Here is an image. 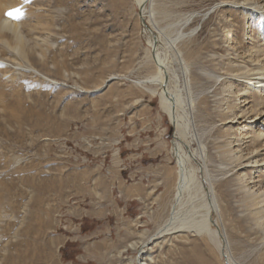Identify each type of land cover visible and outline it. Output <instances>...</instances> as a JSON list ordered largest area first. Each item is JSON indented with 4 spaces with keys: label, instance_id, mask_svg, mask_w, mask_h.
Segmentation results:
<instances>
[{
    "label": "rangeland",
    "instance_id": "1",
    "mask_svg": "<svg viewBox=\"0 0 264 264\" xmlns=\"http://www.w3.org/2000/svg\"><path fill=\"white\" fill-rule=\"evenodd\" d=\"M2 2L6 6L2 16L13 22L25 47L21 51L14 46L18 41L13 29L0 34V264L12 258L21 264H85L76 259L78 249L69 244L61 247L57 237L68 228L64 221L57 224L56 218L64 203V189L71 184L68 173L95 164L107 169L113 152L104 150L99 161L96 148L109 138L125 135L123 116L134 106L149 102L163 116L159 130L168 135L169 156L176 169L175 141L179 138L195 153L186 166L204 183L207 197L212 196L209 182L213 181L219 210L211 213V228L222 240L221 229L225 231L229 249L222 258L204 233L174 231L151 239L157 226L140 230L143 235L131 243L133 251L110 252L99 247L101 259L88 264H140L141 259L147 264H201L200 255L208 256L212 264L228 260L264 264L263 213L259 222L249 221L244 212L246 201L241 203L244 196L251 199L247 187L264 191V164L246 167L240 158L230 159L219 147L212 125L214 119L219 123L217 102L222 105L224 101V105L233 97L229 93L232 87L234 92L250 84L243 78L245 65L239 71L244 72L243 77L235 72L233 81L230 74L234 72L229 71L226 60L232 56L236 66L240 61L230 49L233 41L238 51L264 46L259 17L241 9L236 0H145L142 13L138 0ZM14 8H23L21 19L6 15ZM191 14L195 17L186 22ZM179 34L186 35L175 44L169 42ZM153 35L158 36V42L151 46ZM223 47L228 50L222 49L226 55L221 53ZM153 51L169 68V87L183 96L188 116L182 121L187 124L186 136L161 109L158 95L136 82L155 72L150 57ZM223 56L227 57L224 62ZM208 73L219 76L220 84L207 79ZM112 75L120 77L108 81ZM248 89L264 99L263 91ZM244 124L233 129L242 134L253 132L250 124ZM226 127H221V134ZM191 203L183 208H190ZM259 205L256 201L249 208ZM143 241L148 244L141 245ZM63 251L74 253L73 259L64 258Z\"/></svg>",
    "mask_w": 264,
    "mask_h": 264
},
{
    "label": "crops",
    "instance_id": "2",
    "mask_svg": "<svg viewBox=\"0 0 264 264\" xmlns=\"http://www.w3.org/2000/svg\"><path fill=\"white\" fill-rule=\"evenodd\" d=\"M123 118L125 135L109 138L95 150L99 161L104 150L113 152L109 167L103 171L100 164L88 165L68 173L71 184L56 217L57 224L64 221L68 228L57 237L61 247L79 250L81 263L100 260L99 247L133 251L130 245L143 235L140 230L165 221L176 193L178 172L169 156V138L159 130L163 116L149 102L134 106Z\"/></svg>",
    "mask_w": 264,
    "mask_h": 264
},
{
    "label": "bare ground",
    "instance_id": "3",
    "mask_svg": "<svg viewBox=\"0 0 264 264\" xmlns=\"http://www.w3.org/2000/svg\"><path fill=\"white\" fill-rule=\"evenodd\" d=\"M144 1L145 0H138V4L141 5L144 3ZM236 1L240 2V5L243 6L241 7V9L243 8L246 11L252 12L255 16L259 17V20L257 21H260V24L262 25V29L264 30V0H242V1L236 0ZM234 3L236 2L234 1ZM5 7L6 6L3 5L2 0H0V34H2L7 29L8 31L9 29H13L15 33L14 37L15 39H17L16 41H18V44L17 45L15 44L14 46L16 47V49L23 51V48L25 47V46L24 47L22 46L24 45L23 44L24 37H22V35L18 32L13 22H10L7 18L2 16L3 15L2 12L5 9ZM194 17H195L194 14L189 15L186 22L191 20ZM194 31H195V28L192 29L191 32H194ZM185 35L186 34H179L178 37L176 38L170 37V39L168 40H170L169 42H171L172 44H175L177 43L179 38L184 37ZM224 36H225L224 38H226V35ZM153 39L151 41V46H154ZM227 39H230V41L232 42L231 36L229 34L227 36ZM261 41H264V39ZM218 42H214V43L218 44ZM221 42L223 43V41ZM227 45L228 44L226 43V47ZM229 46H230V49L232 50V53L234 54L236 53V56H235L236 61L240 60L239 62L241 63L240 64L238 62V66H236V64L233 65L235 60H230V57L232 56L229 57L228 55V53L231 51L227 52V55H228L227 57L229 60H226V61L230 62V66H231L229 67L230 69L229 71L234 72L230 74L232 75L231 77H233V74L235 76V72H239L241 69H243L244 66L242 64H244L245 69H246L244 70L246 71L244 77L242 75V73H244L243 71L239 72V74L241 73L240 75L238 73L237 74L240 77L242 76L243 78H246L245 80L248 79L247 82L248 83L250 82V84H247L246 88L242 87L243 89H238V90H235L234 92L232 91L233 87L232 88L230 87L232 90L229 93H232L233 97L230 98L228 101L226 100L227 98L226 99L223 98L227 101L224 105H223L224 101L222 100H221L222 105H221V102H217V106L215 105L217 108V113H218L217 121L219 122V123L216 122L217 123L216 124L215 119H214L215 121L213 120L212 122V125L215 127V137H216L215 139L218 140V143H220L219 147L221 149H224V154H226L230 159L240 158L242 160V165L246 167L247 165L248 166L251 165L254 167L255 166L262 167L264 164V99L256 98L255 95L252 93V91H250V89L248 88H253L255 91L259 90V91L264 92V46L262 44L259 45L258 48H252V47L249 48V46H246L245 47L246 51L244 50V48H243L244 51L242 49L238 51L237 49L238 46L236 45L235 41L229 44ZM222 49H224V47L221 48V53L224 52ZM224 50H227V49H224ZM154 54L155 55H153V53L151 52L150 57L154 61V64L156 65L155 72L147 77H144L143 79L137 80L136 82L137 84H142L144 86V89L150 92V94L158 95L161 109L168 115V117L173 122V124L176 125L180 134L183 136L184 135L186 136L185 126L187 124L182 123V121H186V117L188 118V116H186V109L184 105L183 96L180 90H173L171 87H169V77H170L169 68L166 66L164 59L161 57V55L158 52H155ZM224 55H226V53ZM225 57L226 56H223L224 58L223 62L225 59H227V57L226 58ZM184 63L186 64V62ZM246 64H248L250 67ZM33 71L37 73L38 75H41L39 71L37 70H33ZM185 71H187V69ZM229 71H228V74H229ZM167 75H168V78H167ZM119 77L120 76L118 75L117 76L112 75L108 77L107 80L110 81L112 79H116ZM240 77L239 78L237 77V78L241 79ZM207 79H214V82L218 81L219 83V76L217 75L215 76V74L208 73ZM233 81H234V77H233ZM210 82L213 83V81H210ZM225 82L223 84H225ZM228 83L229 81L226 82L225 86L228 87L230 84ZM243 84L246 85V83H243ZM230 95L228 94L227 97H229ZM180 108L183 110L182 113L179 111ZM243 122H245L244 125L246 126H249L250 124L252 126L251 128H254L253 132H251L250 130L251 128H250L248 129L251 132L250 134L249 132H246L248 130H246L245 131L246 133L244 134L238 133L237 130H236L237 131L236 133L233 128L236 125L240 127V124H242ZM257 124H259V127H257ZM225 126H227L224 129L225 134H221V127L223 129ZM227 130L229 131V133ZM225 135H227L228 138L225 137ZM175 144H176V156H177V162H178L177 163L178 164V167H177L178 177H177V183H176V193L173 199V203H171L172 204L171 209L168 212L169 214L167 215L165 221L156 229V231L152 234V236H150V238L154 239L155 236L157 235H159L158 237H160V236H163L165 234H168L174 231H188V232H195L198 234L204 233L207 235L208 240L210 239L212 244L215 246L216 250L219 252V255L223 258L227 254L224 252V250H226L227 248L229 249V246H228L229 240H228L227 234L225 233L223 229H221V234L223 238L222 240L219 237V232L211 228V221H212L211 213H213V211L219 210V207L216 202L217 198L215 196V193L213 192L214 191L213 181L209 182L210 183L209 188L212 191V196L207 197V194H206L207 188L205 189L204 183L201 182V180H199V178L196 177L195 172H194L195 170L191 171L186 166L187 161L190 160L193 156L195 157V153L193 152L191 153V150L189 149L188 145H183L184 143H181L179 141V138H177V141H175ZM204 152L205 150L202 147L201 153H204ZM246 192L248 196L251 198L249 200L247 196H244V198L241 201V203L246 201V204L244 206L245 208L244 212L248 214V216L246 217L249 221L256 220L257 222H259V220H257L258 216H261L262 213L264 216V191H261V189H251V187H247ZM251 200L253 201V203ZM256 201H259L261 205H259L257 208H254L253 210H250L249 204L254 205ZM188 202H192L191 203L192 206L188 209H186L187 206L183 208V206L186 203L188 204ZM183 209H186V210H183ZM150 238L147 240H150ZM136 243L137 242H135V245ZM145 244H148L147 241H143L141 243V245H145ZM131 245H134V244H131ZM24 255H27V254H24ZM20 256L22 255H20L19 253V258ZM16 259L17 258H12V260L7 262L6 264H21L20 261L19 260L17 261ZM200 261H201V264H212L210 262V258L206 255H200ZM140 264H147V263L145 260L141 259ZM226 264H234V262L233 261L230 262L228 260V263L226 261Z\"/></svg>",
    "mask_w": 264,
    "mask_h": 264
},
{
    "label": "snow or ice",
    "instance_id": "4",
    "mask_svg": "<svg viewBox=\"0 0 264 264\" xmlns=\"http://www.w3.org/2000/svg\"><path fill=\"white\" fill-rule=\"evenodd\" d=\"M6 15H8L9 17L15 18V19H21L24 15V10L23 8H14V9H10Z\"/></svg>",
    "mask_w": 264,
    "mask_h": 264
},
{
    "label": "trees",
    "instance_id": "5",
    "mask_svg": "<svg viewBox=\"0 0 264 264\" xmlns=\"http://www.w3.org/2000/svg\"><path fill=\"white\" fill-rule=\"evenodd\" d=\"M83 230H84V227H83ZM66 252L63 251V257L64 258H68V259H73L74 257V253L72 254H65Z\"/></svg>",
    "mask_w": 264,
    "mask_h": 264
},
{
    "label": "water",
    "instance_id": "6",
    "mask_svg": "<svg viewBox=\"0 0 264 264\" xmlns=\"http://www.w3.org/2000/svg\"><path fill=\"white\" fill-rule=\"evenodd\" d=\"M143 5H144V4H142V6H140V13H142ZM153 38H154L155 43L157 44V42H158V36L153 35ZM153 53H154V51H153ZM154 55H155V54H154ZM164 88H166V87H164Z\"/></svg>",
    "mask_w": 264,
    "mask_h": 264
},
{
    "label": "built area",
    "instance_id": "7",
    "mask_svg": "<svg viewBox=\"0 0 264 264\" xmlns=\"http://www.w3.org/2000/svg\"><path fill=\"white\" fill-rule=\"evenodd\" d=\"M88 161H89L88 159L84 160L85 163H87Z\"/></svg>",
    "mask_w": 264,
    "mask_h": 264
}]
</instances>
